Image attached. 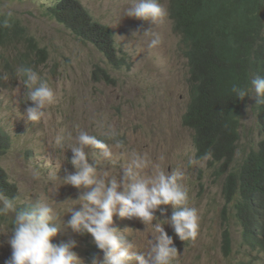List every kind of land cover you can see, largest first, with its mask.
Masks as SVG:
<instances>
[{"label":"rangeland","instance_id":"1","mask_svg":"<svg viewBox=\"0 0 264 264\" xmlns=\"http://www.w3.org/2000/svg\"><path fill=\"white\" fill-rule=\"evenodd\" d=\"M53 1L0 0V17L19 23L25 35L50 54L47 64L37 72L56 93V102L47 106L46 116L40 121L28 122L24 113L32 102L25 103L23 78L9 74L2 67L8 59H17L21 51L29 49V40L18 38L16 43L0 45V126L11 137V147L0 161L9 180L18 187V196L13 199L15 205L24 207L37 199H45L53 207L56 220L63 219L60 223L67 235L61 236L67 239L75 236L76 248L84 249V264H91L88 244L90 240L95 244L94 238L88 233L73 232L67 222L64 225L65 219L68 221L71 217V208L82 210V205L75 200L86 191L64 184V178L75 172L69 162L72 152L67 147L77 142L80 131H86L111 151V156L106 157L101 149L85 148L87 159L96 162L93 167L105 183L113 178L121 181L129 167L131 151L148 160L149 166L142 175L150 174L155 165L169 172L172 169L184 172L181 183L188 193V206L196 208L199 216L196 237L182 241L171 224L164 222L172 215L171 205H161L165 211L156 210L152 221V224L164 223L165 231L173 238L178 251L173 264H237L241 258L238 253L241 228L235 219L230 224L236 243L234 252L226 256L223 250V180L215 182L217 169L208 164L211 156L204 160L196 158L194 133L183 125L191 99L190 74L181 37L175 32L170 17V0H159L166 15L155 24L125 16L126 9L135 0H80L95 19L113 30L119 46L117 55L125 59L121 66L111 64L93 43L83 42L47 16L45 6ZM150 30L151 33L145 34ZM153 33L159 37V43L150 48ZM98 67L109 71L110 82L93 77ZM254 105L255 99L249 97L243 108L246 132L239 145L243 154L258 139ZM59 135L64 137V149L55 144ZM13 218L14 213L0 216V264L11 255L7 244L10 233H3L11 230ZM113 220L115 227L129 235L134 244L132 251L146 254L155 234L152 226H146L138 218L114 216ZM257 252L247 253L250 257L245 262L264 264V258ZM94 256L103 257L98 247ZM254 256L259 260H254Z\"/></svg>","mask_w":264,"mask_h":264},{"label":"clouds","instance_id":"2","mask_svg":"<svg viewBox=\"0 0 264 264\" xmlns=\"http://www.w3.org/2000/svg\"><path fill=\"white\" fill-rule=\"evenodd\" d=\"M80 3L84 6L81 1ZM86 9L89 11L88 8ZM90 14L93 16L91 12ZM165 15L166 9L161 6L159 0H135L133 6L125 11L126 17L149 21L152 24H155ZM95 20L104 24L97 19ZM3 26L9 27L7 20L3 22ZM175 32L181 37L180 44L182 46V35L176 30ZM148 33H151V30L145 32V34ZM73 34L78 37L75 33ZM153 36L154 38L149 43L150 48L157 46L159 43V37L154 33ZM25 38L29 40V49L23 51L31 52L33 66H20L16 69V72L18 77L23 78L22 85L25 87L24 95L27 98L25 103L28 101L32 102L31 105L25 108L24 116L28 122H37L46 116L47 106L56 102V93L53 87L37 72L43 64H47L50 54L35 41L38 44V49L45 55L41 56L37 49L33 50L30 47L33 38L28 35ZM79 39L82 40L81 38ZM82 41L84 42V40ZM117 47L119 46L117 45ZM122 57L124 59V56ZM117 58L120 59L118 55ZM2 68L6 69V66ZM0 76H2V73H0ZM4 79H7V76ZM250 83V89L236 86L232 89L237 99H244V102L240 119L238 118L239 125L236 130L237 135L235 137L234 150L230 152L233 160L225 173L221 174L219 170L220 165L225 162V159L219 161L211 152L206 153L202 159L197 157L196 131L184 123V118L188 113L192 98L183 117V125L190 128L194 133L196 158L204 160L211 156V159L208 161L211 165L208 164L210 168L217 169L215 182L218 183L220 180H223L221 189V196L224 200L223 214L225 215L223 218L224 230H222L223 241L224 232L229 230L233 238L232 245L236 246L230 226L233 219L237 221L241 228V238L238 243L240 247L238 253L241 258L237 261V264H252V262H245L250 257V254L247 253H250L251 250H258L257 254H259V257L264 258L260 255V248L256 244L252 246L248 240H245L243 237L244 225H241L236 216L239 215V208L243 203L250 202L256 204L260 208V213L255 221L254 238L259 240L264 239V191H257L256 185L248 181H242L241 179L230 180L232 173L236 172L234 175L239 174L242 171H238L239 168L242 165L245 166L250 159L264 155V120L261 117V104H264V77L254 76ZM249 97L255 99L253 108L257 110L258 139L253 141L249 150L243 154L239 151V145L246 132L242 118L243 108ZM76 141L75 144L68 145L67 147L72 152L69 162L74 167L75 172L68 174L63 181L64 184L71 185L77 189L82 188L86 191H84L78 200H75L78 204L82 205V210L75 211L74 207L71 208L69 210L71 217L68 221L65 219L64 225L67 222V226L73 232L80 234L88 233L94 238L96 245L92 240L88 244L92 256L91 264H173V260L178 255L177 248L173 244V238L165 231L163 227L164 223L157 222L152 224V221L155 219L154 212L156 210H160L161 213L165 211V209L160 208L161 205H171L173 208L172 215L170 219L164 222L171 224L175 234L182 241L196 237L199 227V216L196 208L188 206V193L181 183L184 172L181 169H172L169 172L161 166L155 165L150 174L142 175L143 170L149 166L148 160L145 156L131 151L128 153L130 160L129 167L125 169L121 181L118 182L113 178L105 183L104 179L98 178L97 170L93 167L96 166V162L87 159L85 148L93 147L101 149L104 155L109 157L111 156V151L108 145L86 131H80L76 137ZM55 144L64 149V137L62 135L57 136ZM7 178L10 181L8 174ZM13 184L17 188L14 196L0 193V216L14 213L11 230L3 233H10L7 244L11 248V255L4 261V264H84L85 259L82 256L84 249L76 248L77 241L75 236H72L73 239L61 236L67 235L65 229L61 227L62 223L60 222L63 219L56 220V213L53 207L43 198L26 204L24 207L15 205L13 199L18 196L19 190L17 185ZM114 216L120 218H138L146 226H152L155 234L152 235V239L149 241V250L146 254L132 251L134 244L129 240V235H125L124 232H121L114 226ZM87 237L90 238L89 236ZM233 246L232 252L227 254L223 245L226 256L233 254ZM97 247L103 253L102 259L100 256L93 257V253L97 251ZM246 249L249 250L243 251ZM259 257L254 256V260H259Z\"/></svg>","mask_w":264,"mask_h":264},{"label":"trees","instance_id":"3","mask_svg":"<svg viewBox=\"0 0 264 264\" xmlns=\"http://www.w3.org/2000/svg\"><path fill=\"white\" fill-rule=\"evenodd\" d=\"M46 15L63 24L79 38L93 43L111 64L119 66L125 59L117 58L114 33L105 24L95 20L79 0H54L45 6ZM170 17L175 30L182 35V51L188 59L191 104L184 123L196 131L198 158L211 152L219 160L221 174L225 173L233 158L235 137L239 125L243 100L237 99L233 87L251 88L254 76L264 77V0H171ZM0 17V45L25 38L24 27ZM30 47L38 50L32 39ZM31 52L21 51L17 59L7 60V72L17 76L20 66L32 67ZM96 80L110 82L109 72L102 67L94 71ZM264 120V104H261ZM233 122V123H232ZM11 147L10 135L0 126V158ZM211 165V163H209ZM209 165V166H210ZM239 174L230 180L241 179L264 191V155L250 159L241 166ZM237 171V172H238ZM16 186L8 181L0 161V193L14 196ZM226 213V211H224ZM260 208L250 202L243 203L236 215L244 225L243 237L252 246L260 248L264 257V239L254 238L255 221ZM232 234L224 232V250L232 252Z\"/></svg>","mask_w":264,"mask_h":264}]
</instances>
